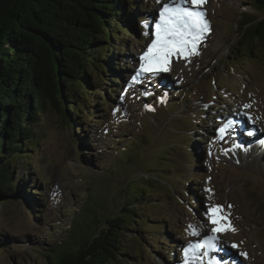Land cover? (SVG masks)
I'll return each instance as SVG.
<instances>
[{
  "label": "rangeland",
  "instance_id": "rangeland-1",
  "mask_svg": "<svg viewBox=\"0 0 264 264\" xmlns=\"http://www.w3.org/2000/svg\"><path fill=\"white\" fill-rule=\"evenodd\" d=\"M246 1L206 0L201 7L211 31L200 43L199 55L173 56L169 71L155 76L137 73L166 0L126 1L134 4L126 12L129 27L108 46L111 73L106 78L111 81L103 87L105 95L99 89L92 99L93 116L84 112L72 133L48 105L36 127L37 149L32 154L25 150L29 159L13 167L21 191L16 186L0 200V264H42L31 245L47 248L59 234L68 235V224L87 200L85 194L92 193L90 205L99 219L111 216L125 204L135 182L148 184L142 176L154 173L167 177V184L157 185L166 199L162 208L149 205L144 210L154 225L157 247L144 246L138 264H184L183 249L213 234L216 225L208 222L206 208L214 205L223 206L231 227L225 223L227 230L216 234L219 251H210L203 264H209V257L224 264H264V67L256 59L253 68L222 67L237 38L239 11L260 16ZM138 119L148 124L153 140L136 152L135 160L124 156L130 159L124 166L114 146L124 148ZM229 121L232 126L221 134L219 129ZM254 132L255 148L245 147ZM79 156L93 168L80 164ZM162 158L167 168L158 163ZM109 168L117 170V176L106 174ZM190 225L199 236L191 234ZM139 235L152 245L145 234Z\"/></svg>",
  "mask_w": 264,
  "mask_h": 264
},
{
  "label": "trees",
  "instance_id": "trees-1",
  "mask_svg": "<svg viewBox=\"0 0 264 264\" xmlns=\"http://www.w3.org/2000/svg\"><path fill=\"white\" fill-rule=\"evenodd\" d=\"M126 1L0 0V200L19 186L13 167L18 161L28 160L37 149L36 127L48 105L60 113L71 132L84 112L93 116L92 99L99 89L105 95L103 87L111 81L106 78L111 73L106 63L108 46L129 27L126 12L134 4L128 6ZM246 3L260 16L239 11L234 31L237 38L222 58L223 68H253L255 59L264 67V0ZM134 129L124 148L114 146L124 166L130 164L124 156L135 160L136 152L153 140L146 122L138 119ZM28 148L29 154L25 152ZM78 162L93 168L80 156ZM158 163L168 166L165 158ZM106 174L117 176L118 172L109 168ZM142 177L148 184L137 186L136 181L125 204L113 215L100 219L90 205L93 195L89 191L85 194L87 200L74 211L68 235L59 234L60 238L47 248L33 244L31 252L42 259V264H138L143 260L144 246L149 250L157 247L152 239L154 225L148 223L144 210L149 205L162 208L166 196L157 185L167 184L163 173ZM129 231L133 234L128 235Z\"/></svg>",
  "mask_w": 264,
  "mask_h": 264
},
{
  "label": "snow or ice",
  "instance_id": "snow-or-ice-1",
  "mask_svg": "<svg viewBox=\"0 0 264 264\" xmlns=\"http://www.w3.org/2000/svg\"><path fill=\"white\" fill-rule=\"evenodd\" d=\"M205 2L206 0H191L189 4L188 0H169L168 3L162 4L154 24V32L151 33L154 39L140 57L141 64L137 76L145 73L155 76L159 72L169 71V61L173 56L188 59L193 55H199V45L211 31L206 13L201 7ZM145 27L148 25L146 24ZM244 107L248 108L250 105L246 104ZM232 123L229 121L225 127L219 129V132L226 133ZM206 216L208 222L216 225L211 229L213 234L205 236L196 243H190L183 249L184 264H192L193 260L203 264V257H208L210 251H219L216 234L227 230L223 226L225 223L231 227L228 217L223 214L221 205L206 208ZM189 227L193 236L200 235L194 226ZM232 230L235 231L234 228ZM232 247L235 248L237 245ZM209 264H224V261L209 257Z\"/></svg>",
  "mask_w": 264,
  "mask_h": 264
},
{
  "label": "bare ground",
  "instance_id": "bare-ground-1",
  "mask_svg": "<svg viewBox=\"0 0 264 264\" xmlns=\"http://www.w3.org/2000/svg\"><path fill=\"white\" fill-rule=\"evenodd\" d=\"M169 2V0H166V3H168ZM243 121V120H242ZM242 123V122H241ZM257 135H255V132L254 133H252V136H251V142L249 141V142H247L244 146L246 147L247 145L248 146H254V148H255V142L254 141H256V139H257V137H256ZM257 148V147H256ZM250 159H251V157H250Z\"/></svg>",
  "mask_w": 264,
  "mask_h": 264
}]
</instances>
